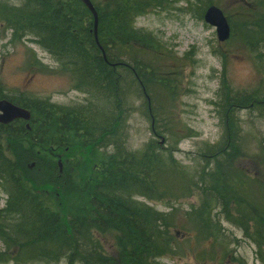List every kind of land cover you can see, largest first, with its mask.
I'll return each mask as SVG.
<instances>
[{"label": "trees", "instance_id": "16d2710c", "mask_svg": "<svg viewBox=\"0 0 264 264\" xmlns=\"http://www.w3.org/2000/svg\"><path fill=\"white\" fill-rule=\"evenodd\" d=\"M23 1L25 10L1 6L0 17L6 27L13 31L16 39V35L19 37L20 33L28 32L37 41H45V47L37 43L58 61L60 71L70 76L72 89L88 95V101L87 106L83 107H62L48 99L26 97L23 93L19 96L5 95L0 86V99L4 98L31 113L29 133L33 135L34 146L47 151L38 158L43 180L41 175L38 180L31 175L25 179L26 171L23 173L16 162L10 159L4 147L9 137L20 139L18 136L21 134L14 129L18 122L8 126L0 125V186L6 195L4 208L0 210V240L6 247L2 254L12 257L16 264H162L161 258L169 257L173 251V238L168 233L169 221L166 223L164 213L155 210L147 202L162 201L165 195L175 201L189 197L191 188H196L198 183L190 185L191 176L188 180L183 168L169 160L167 155L164 156L167 150L163 146L159 147L154 139L137 154L126 150L123 143L130 91L133 89L135 95L144 98L143 90L149 97L155 89L172 94L174 88L168 87L163 81L158 82L154 78L156 72L151 66L147 67L140 55L144 50L139 48L138 41L152 44L154 38L136 30L134 23L137 17L146 14L152 1L120 0L114 5L106 4L101 8L95 6L99 17L97 41L93 36L92 16L79 0ZM197 1L203 7L207 3V0ZM259 5L264 10V3ZM245 28L244 32L249 38L245 40V45L253 54H257L255 56L258 59L264 58V12L252 25L246 24ZM128 88L131 89L126 94ZM261 95L258 90L232 93L221 82L218 101L214 104L216 114L220 117V126L224 128L225 140L219 147L209 150L213 151L212 159L223 160L242 152L236 141L227 139L230 130L239 132L237 122L230 114L248 104L264 108V97ZM85 107L89 109L85 111ZM95 114L97 117L92 118ZM59 116L68 121L57 123ZM101 118L105 119L107 125L102 123ZM82 123L88 126L93 135L97 132L105 138H85L82 141L97 144L92 152L98 153L100 148L113 146L112 152L106 157L100 156L89 162L93 170L85 179L75 169L78 162L76 159L59 154L61 145L65 143L60 142V135L70 132L71 124L81 126ZM95 124H99L97 129H93ZM26 131L23 129L21 132ZM66 143L73 149H82L79 141ZM63 156L66 157L65 170H68L70 178L77 173L81 180L77 179L78 185L91 190L85 197H82V192L75 191L79 196L74 204H71L69 183L58 168L57 159ZM206 173L204 169L197 181L203 177L202 182L205 183ZM98 176L102 178L97 180ZM169 179L179 180V183L170 185L167 183ZM209 185L214 186L212 191L199 190L202 204L197 209H191L188 214L190 220L197 223V227H192L186 233L193 232L196 238L199 235L205 236L214 243L222 234L217 218L222 216L225 221L240 227L245 239L257 246L258 259L264 264V251L260 249L264 241V208L260 209L251 199L240 196L226 180ZM53 192L60 195L65 205L57 203ZM27 195L34 198L35 204L31 207H23L22 203L18 205V200ZM216 202L221 203L223 211L220 216L213 217ZM17 205L20 207L18 220L30 229L34 226L32 235L43 240L40 244H28L21 236L2 238L8 231L9 221L4 224L2 216L11 213ZM130 208L135 211L133 213L139 214L132 215L129 213ZM75 209L85 210H81L85 216L91 210L92 216H87V226L73 229L70 222L67 223V219L70 220L69 214ZM51 219L54 220V226L47 227L46 221ZM52 230L62 232L61 238L65 244L59 246L60 249L55 248L53 241H50L53 238ZM110 231L115 237V250L104 252L99 236Z\"/></svg>", "mask_w": 264, "mask_h": 264}, {"label": "rangeland", "instance_id": "374dc122", "mask_svg": "<svg viewBox=\"0 0 264 264\" xmlns=\"http://www.w3.org/2000/svg\"><path fill=\"white\" fill-rule=\"evenodd\" d=\"M119 1L91 0L99 8ZM158 1L159 7L148 8L146 14L136 18L134 23L136 30L154 38L152 44L138 41L139 48L144 50L138 55H142L147 67L151 66L156 72L154 78L158 82L163 81L174 88L172 94L160 89L152 91L149 105L143 96L135 95L133 89L130 94L131 88L126 89L129 109L123 143L126 150L137 154L154 139L159 147L167 150L163 155L183 168L188 180L191 176L189 184L198 183L196 188H191L189 197L179 198L178 201L170 200L166 195L162 201H146L155 210L164 213L166 223L169 221L168 233L173 238V251L169 257L161 258V263L262 264L258 259L257 246L245 239L240 227L225 221L222 216L217 217L222 234L214 243L205 236L198 234L196 238L193 232H186L197 227L188 214L202 204L199 190L214 182L226 180L240 196L251 199L258 208H264V108L248 104L243 109H235L230 115L236 120L239 132L230 130L227 139L236 141L242 152L223 160H209L213 153L209 150L219 147L225 140L224 128L220 126L214 104L218 101L221 82L232 93L258 90L264 97V58L258 59L257 54L245 45V40L249 38L244 32L246 24L252 25L264 12L259 5L264 0H207L205 7L197 0ZM23 3V0H0V11L1 6L19 10ZM209 5L222 10L231 24L228 41L218 42L215 30L203 22L202 17ZM16 37L18 39L13 38L12 31L6 28L5 21L0 17V86L5 95L19 96L23 93L26 97L48 99L57 106L69 108L86 104L87 96L72 89L70 76L60 71L58 61L39 46L33 35L26 32ZM138 46L133 45L134 48ZM31 125L24 122L14 126L16 133L21 134L18 136L20 139L9 137L5 140V152L23 173L26 171L25 179L31 175L38 180L41 175L43 180L38 158L47 151L34 146L33 135L29 133ZM23 129L27 131L21 132ZM64 139L71 141L72 137L64 134ZM161 140L165 144L160 145ZM79 143H82V149H73L65 142L61 145V153L57 152L76 159L75 169L85 179L93 170L89 162L100 156L106 157L113 146L100 148L98 153H94L92 150L97 144L81 140ZM86 152L89 154L84 155ZM43 156L46 157V153ZM63 157L57 159L59 169L70 178L68 170H65L66 157ZM204 169L207 172L205 183L202 182L203 177L197 181ZM225 176L227 179L224 180ZM168 182L174 185L179 180L169 179ZM54 198L57 203L63 204L58 193H54ZM5 200L6 195L0 186V210L4 208ZM216 203L213 217L220 216L223 211L221 203ZM99 238L104 252L115 250V237L111 231ZM260 249L264 251V241ZM5 250L0 240V264H16L12 257L2 254Z\"/></svg>", "mask_w": 264, "mask_h": 264}, {"label": "bare ground", "instance_id": "6f19581e", "mask_svg": "<svg viewBox=\"0 0 264 264\" xmlns=\"http://www.w3.org/2000/svg\"><path fill=\"white\" fill-rule=\"evenodd\" d=\"M17 1H19V0H17ZM20 7H21L22 10L26 9L24 4H22ZM36 42H38V43L40 42L41 43L40 45H42V47H45L44 46L45 41H43L41 39H38V41L36 40ZM84 95H86V94L84 93ZM86 96L88 97V95H86ZM86 102H87V100H86ZM83 106L84 105H82V107ZM85 106H87V103L85 104ZM87 109H89V108L85 107V111ZM85 114L86 115H91V114H88V113H85ZM94 117H97V114L92 116V118H94ZM101 119H102V123L105 124L106 123L105 119L104 118H101ZM63 121H66V120H64L62 116H59L56 119L57 123H59V122L63 123ZM64 124H69V122L68 123H64ZM84 124L85 123H82V125H84ZM82 125L80 126V124H75V125L71 124V126H72L71 129L72 130L70 132H65L64 134L68 135L67 133H69L68 136L72 137L71 141H80V140L83 141V139H85V138H90L92 140L105 139L97 132H95L96 134L93 135L92 132L88 129L87 125H84V126H82ZM98 125L99 124H95L93 129L94 128L97 129ZM106 125H107V123H106ZM89 131H90V133H89ZM92 135H93V137H92ZM108 138H110V136ZM71 141L64 139V136L60 135V142H71ZM60 142H58V143H60ZM63 177L65 178V181H67V183H69V186L72 188L71 189L69 187V190H70L71 195H72L71 204H74V201L79 196L77 194V192H82L83 193L82 197H85L86 193L91 192L90 189H86V188L80 187L78 185V183H77L78 174L77 173L75 175H73L72 178H69L68 176H63ZM101 178H102L101 176L96 177L97 180H100ZM91 182H93V181H91ZM78 186H79V188H76ZM10 187H12V186H10ZM213 188H214L213 185H209V186L206 187V189L209 190V191H212ZM75 191H77V192H75ZM88 196L91 197L90 194ZM18 202H19L18 205H20L22 203L21 205H23V207L24 206L25 207H27V206L31 207V206H33L35 204L34 198L32 196H30V195H27L24 198L21 197V199L18 200ZM18 205L16 206V208L12 209L11 213H9V212L8 213H4V216H2V219L4 220V224L9 219V221H7V227H8L7 230L8 231H6L4 235H2V238H4V239H5V237L17 238L18 236H21L22 239L24 241H26L28 244L29 243H35V242H36L35 244H40L41 242H43V240H41V239L39 240V238H35L32 235L33 234V230H34L33 229L34 226L31 227L33 229L32 230V229H30L29 226L24 225L23 222H20L18 220L17 216L20 215V207ZM83 209H85V208H83ZM83 209H81V210H83ZM81 210L80 209H75L74 211H72L69 214L70 220L67 219V223L70 222V227L73 228V229L87 226V224H88L87 216H92V215H90L91 214V210H90V212L88 214H86V216L83 215ZM83 211H85V210H83ZM133 212H135V211L130 208L129 209V213H131L132 215L133 214H135V215L139 214V213H133ZM37 222L38 221L35 222L36 226H37ZM53 222H54L53 219L46 221L47 227H53L54 226V224H52ZM36 229H39V228L37 227ZM51 232L53 234L52 235L53 238L50 239V241L51 242L53 241L55 248H59L60 249L59 246H64V244H65V240H63L61 238V233L62 232L56 231V230H52Z\"/></svg>", "mask_w": 264, "mask_h": 264}, {"label": "water", "instance_id": "95a60500", "mask_svg": "<svg viewBox=\"0 0 264 264\" xmlns=\"http://www.w3.org/2000/svg\"><path fill=\"white\" fill-rule=\"evenodd\" d=\"M80 1L86 6L88 11H90L91 15L93 16V27L95 31L97 28V16L94 7L89 0ZM203 20L204 22L208 23L216 29L218 41L223 42L229 38V26L221 10L217 9L214 6L209 7L206 10ZM28 118L29 113L26 112L24 109H19L8 101H0V123L7 124L15 119L27 120Z\"/></svg>", "mask_w": 264, "mask_h": 264}]
</instances>
